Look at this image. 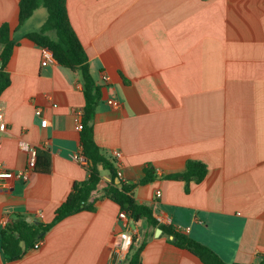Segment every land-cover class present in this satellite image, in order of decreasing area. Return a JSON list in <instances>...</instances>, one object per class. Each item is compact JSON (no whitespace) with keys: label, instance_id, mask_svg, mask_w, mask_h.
I'll return each mask as SVG.
<instances>
[{"label":"crops","instance_id":"crops-1","mask_svg":"<svg viewBox=\"0 0 264 264\" xmlns=\"http://www.w3.org/2000/svg\"><path fill=\"white\" fill-rule=\"evenodd\" d=\"M71 23L101 89L93 122L97 145L135 184L147 167L155 179L134 192L154 209L156 224L130 222L142 264H204L175 246L172 225L210 247L227 263L264 256V0H67ZM19 0H0V25L15 43L0 97L8 131L0 169L23 170L30 143L51 157L0 193V264H118L120 206L101 198L112 177L103 172L96 210L72 215L45 236L43 246L9 262L2 232L32 218L49 224L76 182L88 178L80 124L86 99L78 74L57 61L42 65V48L19 27ZM27 24V23H26ZM22 31V32H20ZM4 47L1 48V52ZM110 78L109 82L102 79ZM121 102L118 108L108 101ZM43 110L42 116L36 110ZM195 160L208 167L189 193L183 178ZM161 191V197L157 191ZM122 264H125L124 261Z\"/></svg>","mask_w":264,"mask_h":264},{"label":"trees","instance_id":"trees-1","mask_svg":"<svg viewBox=\"0 0 264 264\" xmlns=\"http://www.w3.org/2000/svg\"><path fill=\"white\" fill-rule=\"evenodd\" d=\"M20 14L19 27L23 28L40 8L47 10V19L42 28L30 31L25 37L34 42L40 48H46L53 52L59 65L79 75L86 99L83 108V129L81 131V144L83 156L87 159L86 165L89 175L82 182H76L65 202L57 209L55 219L49 223L39 225L30 224L26 220L14 223L2 232V249L9 262L21 260L29 251L37 249L36 245L45 239L46 234L64 219L85 211L94 212L96 202L101 198H108L117 203L121 211H125L133 221L146 220L155 225L154 209L150 206L137 203L134 192L140 185H147L155 179V171L152 167L145 170V178L135 184L116 183L118 169L115 161L108 157L97 145L94 134V119L97 105L101 97V89L96 84L90 69L87 52L81 43L69 17L67 0H19ZM0 45L4 49L1 52L2 68L0 69V97L9 87L10 75L5 67L9 62L15 43L11 40L10 28L3 25L0 28ZM52 167L51 157L48 152L40 151L38 154L37 171L50 172ZM103 172L111 175L112 181L106 187L101 198L93 201V193L99 188ZM208 174L205 163L195 160L187 162L186 171L181 175L168 176V179H180L186 182V192L191 190V184L201 183ZM169 235L173 236L171 242L182 249H187L198 256L204 264H239L227 263L210 247L193 239L187 234L177 231L172 225L162 227ZM145 243L138 244L134 237V245L124 261L125 264H142L141 255ZM259 262L264 264V256L259 257Z\"/></svg>","mask_w":264,"mask_h":264},{"label":"built area","instance_id":"built-area-1","mask_svg":"<svg viewBox=\"0 0 264 264\" xmlns=\"http://www.w3.org/2000/svg\"><path fill=\"white\" fill-rule=\"evenodd\" d=\"M1 28V25H0ZM1 41V38H0ZM42 65L47 66L49 63L56 61L53 55V52L49 49L42 48ZM2 59H1V50H0V69L2 68ZM103 81L109 82L110 78L107 75L102 76ZM108 103L114 107L118 108L121 106V102L116 99H110ZM43 110L41 108L36 110L37 116H42ZM79 128L83 129V123L80 124ZM8 131V124L5 119L4 107L0 102V149L3 145V138L4 134ZM22 149L27 153V166L23 170L19 171H7L0 169V193L8 191L12 188V185L15 181H22V182H29L31 180L32 175L37 171V164H38V154L39 148L35 145L30 143H22ZM123 154L121 151L116 150L113 153V158L118 162L121 160ZM75 160L79 161L80 163L87 165L88 161L83 156L82 153H78L75 155ZM123 173L118 171V177L121 178ZM161 191H157V196L161 197ZM119 220L123 223V229L118 235V239L115 245V252L118 256V264H122L123 261L126 260L127 256L131 252V249L134 245V235L130 232V222L131 219L129 218L128 214L125 211H121L119 213ZM43 241L37 243V249L43 246Z\"/></svg>","mask_w":264,"mask_h":264},{"label":"rangeland","instance_id":"rangeland-1","mask_svg":"<svg viewBox=\"0 0 264 264\" xmlns=\"http://www.w3.org/2000/svg\"><path fill=\"white\" fill-rule=\"evenodd\" d=\"M47 10L45 8H40L36 11L35 15L27 22V24L23 27L22 31H37L43 27L47 19ZM20 31V32H22ZM3 45H0V50Z\"/></svg>","mask_w":264,"mask_h":264},{"label":"water","instance_id":"water-1","mask_svg":"<svg viewBox=\"0 0 264 264\" xmlns=\"http://www.w3.org/2000/svg\"><path fill=\"white\" fill-rule=\"evenodd\" d=\"M118 184H119V185H122V183H121L120 180H118ZM28 221H29V222H35L37 225L40 224L39 220H38V219H35V218H34V219L32 218L31 220H28Z\"/></svg>","mask_w":264,"mask_h":264}]
</instances>
